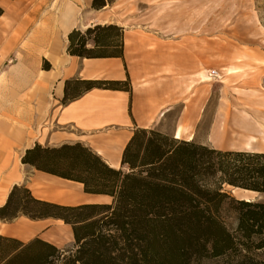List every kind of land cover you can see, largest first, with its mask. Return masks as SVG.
I'll use <instances>...</instances> for the list:
<instances>
[{
  "label": "crops",
  "instance_id": "crops-1",
  "mask_svg": "<svg viewBox=\"0 0 264 264\" xmlns=\"http://www.w3.org/2000/svg\"><path fill=\"white\" fill-rule=\"evenodd\" d=\"M231 1L115 0L95 10L92 0H0V21L8 20L0 25V206L15 185L63 205L111 203L108 194L85 192L79 181L23 163L35 144L79 142L122 171L129 170L121 158L136 128L245 150L226 142L242 132L225 128L227 109L215 108L202 128L207 95L199 84L200 53L216 52L217 36L243 38L263 29L257 15H216L219 3ZM96 25L120 28L119 55L82 57L66 50L69 32ZM93 45L89 38L86 46ZM73 79L121 81L130 90L93 87L63 103L65 82ZM0 235L23 242L37 237L60 249L75 242L63 220L21 214L0 218Z\"/></svg>",
  "mask_w": 264,
  "mask_h": 264
},
{
  "label": "trees",
  "instance_id": "trees-1",
  "mask_svg": "<svg viewBox=\"0 0 264 264\" xmlns=\"http://www.w3.org/2000/svg\"><path fill=\"white\" fill-rule=\"evenodd\" d=\"M114 1L92 0L91 7L99 10ZM119 34L115 25L73 29L66 50L82 57L119 55ZM89 38L92 47L86 46ZM93 87L130 90L121 81L66 80L62 101ZM21 160L79 181L85 192L108 194L112 201L63 205L33 197L24 185L13 186L0 206L1 219L19 214L61 219L71 225L75 242L60 249L37 237L23 242L0 235V264H197L241 245L249 249L251 237L264 227V202L236 199L224 189L264 193V152L218 149L136 128L122 152L128 171L108 166L79 142L35 144ZM225 205L234 213L233 230L223 215ZM245 262L244 257L228 264Z\"/></svg>",
  "mask_w": 264,
  "mask_h": 264
},
{
  "label": "rangeland",
  "instance_id": "rangeland-1",
  "mask_svg": "<svg viewBox=\"0 0 264 264\" xmlns=\"http://www.w3.org/2000/svg\"><path fill=\"white\" fill-rule=\"evenodd\" d=\"M216 15H257L263 29L259 27L262 33L254 31L255 34L243 38L217 36V51L200 53L202 65L199 69V84L207 95L206 123L202 124V128L208 123L215 108H225L229 115L225 128L242 131L241 135L229 134L226 142L247 151L264 152V0L219 3ZM4 21L8 22L6 16L0 21V25ZM192 85L189 83L187 87L191 88ZM191 93L188 94V99ZM224 189L236 199L264 202V193L234 191V187L228 185ZM222 210L228 227L233 230L236 226L234 213L226 211V205ZM249 242V249L241 245L232 254L206 258L197 264L235 263L244 257L245 264H264V227Z\"/></svg>",
  "mask_w": 264,
  "mask_h": 264
},
{
  "label": "bare ground",
  "instance_id": "bare-ground-1",
  "mask_svg": "<svg viewBox=\"0 0 264 264\" xmlns=\"http://www.w3.org/2000/svg\"><path fill=\"white\" fill-rule=\"evenodd\" d=\"M233 190H234V191H244V192H249V193H255V191L246 190V189L237 188V187H234V189H233Z\"/></svg>",
  "mask_w": 264,
  "mask_h": 264
}]
</instances>
